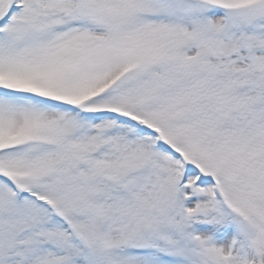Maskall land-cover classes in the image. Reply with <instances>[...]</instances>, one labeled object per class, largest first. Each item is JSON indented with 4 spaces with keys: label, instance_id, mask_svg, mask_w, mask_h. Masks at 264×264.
Returning <instances> with one entry per match:
<instances>
[{
    "label": "snow or ice",
    "instance_id": "6c2138e0",
    "mask_svg": "<svg viewBox=\"0 0 264 264\" xmlns=\"http://www.w3.org/2000/svg\"><path fill=\"white\" fill-rule=\"evenodd\" d=\"M0 264H264V0H0Z\"/></svg>",
    "mask_w": 264,
    "mask_h": 264
}]
</instances>
